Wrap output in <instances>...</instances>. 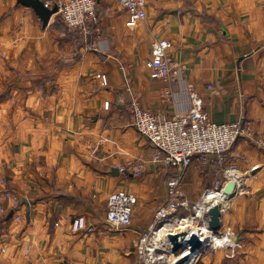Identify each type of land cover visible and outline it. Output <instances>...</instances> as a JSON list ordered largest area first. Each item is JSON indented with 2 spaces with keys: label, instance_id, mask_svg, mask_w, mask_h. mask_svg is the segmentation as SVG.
Listing matches in <instances>:
<instances>
[{
  "label": "crops",
  "instance_id": "obj_1",
  "mask_svg": "<svg viewBox=\"0 0 264 264\" xmlns=\"http://www.w3.org/2000/svg\"><path fill=\"white\" fill-rule=\"evenodd\" d=\"M41 1L52 9L66 0ZM97 2L98 24L78 34L58 15L44 27L19 0H0V264H145V235L150 264H171L167 235L180 222L203 240V229L229 239L209 237L190 264H264V0H149L144 21H131L119 0ZM156 40L171 45L165 80L146 68ZM191 95L211 121H242L250 133L222 172L185 171L182 207L152 231L174 174L153 163L157 151L132 127L129 103L175 117L191 109ZM136 161L143 175L120 172ZM218 181L236 188L212 234L198 209L214 204ZM117 192L137 201L128 228L107 220Z\"/></svg>",
  "mask_w": 264,
  "mask_h": 264
},
{
  "label": "built area",
  "instance_id": "obj_2",
  "mask_svg": "<svg viewBox=\"0 0 264 264\" xmlns=\"http://www.w3.org/2000/svg\"><path fill=\"white\" fill-rule=\"evenodd\" d=\"M148 2L149 0H119L131 21L146 19ZM54 7H57V15L65 27L75 33L88 34L99 22L97 0L57 1ZM170 47L167 40H156L153 43L151 59L146 63L151 78L165 80L171 76L174 62L169 52ZM190 98L192 104L188 113L175 117L144 109L133 97L129 103L132 127L157 151L153 163L173 171L174 174L167 183V201L157 212L152 231L170 221L182 207L180 187L185 171L190 167H199L222 172L235 143L250 133V129L242 121L223 124L211 121L202 99L196 95H191ZM259 143L264 148V139ZM119 170L141 176L145 173L146 163L136 161L120 167ZM227 172L228 170L225 171ZM224 177L229 179L227 174ZM1 183L5 199H12L14 206H17L18 200L10 190L8 182L3 180ZM221 188V182L218 181L216 190L222 191ZM136 202V198L126 192L110 195L107 205L108 222L116 228H128L132 223ZM4 213L5 211L0 209V218L4 217ZM74 227L79 229L80 225L76 222ZM87 231L91 233L92 227H88ZM146 241L145 235L140 240L138 253L142 255L145 264H150L152 262L150 253H153L154 249L148 248ZM147 252L150 255L148 258Z\"/></svg>",
  "mask_w": 264,
  "mask_h": 264
},
{
  "label": "water",
  "instance_id": "obj_3",
  "mask_svg": "<svg viewBox=\"0 0 264 264\" xmlns=\"http://www.w3.org/2000/svg\"><path fill=\"white\" fill-rule=\"evenodd\" d=\"M23 7L31 8L43 22L44 27L48 26L51 18L57 15V7L52 9L41 0H19ZM116 172V171H115ZM236 188L235 181H230L223 191V199L232 197ZM208 221L207 228L212 234L221 229L222 204L214 203L208 207L206 213ZM12 213L9 215V218ZM167 242L170 246V253L176 257V264H190L195 256L206 248L205 240L201 238V233L192 231L190 228L178 232L169 233ZM186 251L188 254L183 255Z\"/></svg>",
  "mask_w": 264,
  "mask_h": 264
},
{
  "label": "bare ground",
  "instance_id": "obj_4",
  "mask_svg": "<svg viewBox=\"0 0 264 264\" xmlns=\"http://www.w3.org/2000/svg\"><path fill=\"white\" fill-rule=\"evenodd\" d=\"M223 197H224V195H223V193H222V191H216V193H212L211 194V196H209L208 198L210 199V200H212L213 201V203H221L222 204V206L225 204V199H223ZM210 202V201H209ZM208 207L209 206H206V205H201V206H199V209H198V212L201 214V215H204L205 214V212H207L208 211ZM180 219L178 218V219H175L174 221H172L171 223H172V225H173V222L174 223H178V222H180L179 221ZM168 223V222H167ZM171 223L169 224V225H171ZM180 224V226H179V230H185V229H187V226H184L181 222L179 223ZM171 225V226H172ZM175 226V225H174ZM169 227H167V229H168ZM172 228H173V226H172ZM177 229V230H178ZM197 232H199V230L197 231ZM203 232L206 234V239H208L209 237H210V239L212 238L213 240L215 239L212 235L210 236V233L209 232H207V230L206 229H203ZM156 238H158V237H156ZM205 239V238H204ZM206 239H205V241H206ZM157 240V239H156ZM229 241V239H219V238H216L215 240H214V244L215 245H218V246H221L224 242H228ZM217 247V246H216ZM152 258H153V256H152ZM156 260V259H155ZM177 263V260L175 259V260H173L172 262H171V264H176Z\"/></svg>",
  "mask_w": 264,
  "mask_h": 264
},
{
  "label": "rangeland",
  "instance_id": "obj_5",
  "mask_svg": "<svg viewBox=\"0 0 264 264\" xmlns=\"http://www.w3.org/2000/svg\"><path fill=\"white\" fill-rule=\"evenodd\" d=\"M165 263H166V262H165ZM165 263H164V264H165ZM167 263H168V261H167ZM167 263H166V264H167ZM168 264H169V263H168Z\"/></svg>",
  "mask_w": 264,
  "mask_h": 264
}]
</instances>
